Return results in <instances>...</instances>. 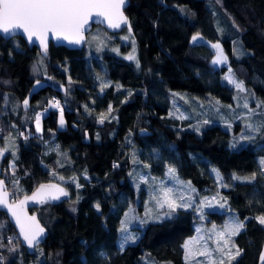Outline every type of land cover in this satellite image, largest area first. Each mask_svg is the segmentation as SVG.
I'll return each mask as SVG.
<instances>
[{
	"label": "trees",
	"instance_id": "obj_1",
	"mask_svg": "<svg viewBox=\"0 0 264 264\" xmlns=\"http://www.w3.org/2000/svg\"><path fill=\"white\" fill-rule=\"evenodd\" d=\"M125 12L139 67L111 53L89 57L85 46L51 44L42 54L20 36L0 35L2 176L13 200L43 183L68 193L31 207L48 229L34 254L0 211V264H205V256L185 259V242L202 226L194 200L174 212L157 209L166 215L147 220L136 241L120 243L126 212L147 205L144 186L137 187L132 173L142 169L161 179L169 166L197 190L227 198L245 224L231 238L233 254L240 250L231 264H257L264 242V225L256 220L264 215V170L258 162L264 156V119L251 123L246 141L236 146L246 145L235 148L234 132L243 129L239 119H214L199 132L190 114H172L171 99L173 91H186L211 104H235L237 90L225 81L230 68L264 100V0H130ZM195 35L219 42L228 66H214L215 51L193 43ZM38 81L42 86L32 90ZM54 97L61 100L64 127L51 105ZM42 113L38 132L36 117ZM209 163L219 171V188ZM234 173L255 179L235 181ZM208 213L219 227L227 221L225 211Z\"/></svg>",
	"mask_w": 264,
	"mask_h": 264
},
{
	"label": "rangeland",
	"instance_id": "obj_2",
	"mask_svg": "<svg viewBox=\"0 0 264 264\" xmlns=\"http://www.w3.org/2000/svg\"><path fill=\"white\" fill-rule=\"evenodd\" d=\"M197 36L201 37L202 41L197 42L192 38L193 43L205 49H212L215 51V56L212 60L214 66H222V65L228 66L227 64L228 57L226 53L223 51L221 44L219 42H211L205 39L204 37H202L201 35H197ZM215 44L220 45V50H222L223 55L227 58L224 63H214V61L217 59V51H218L216 48L213 47V45ZM85 47L87 49V55L89 57H101L106 53H111L125 59H127L129 55H134L136 57L135 60H129V59L127 60L135 63H137L138 61V43L135 40L132 33L128 31V28H125L118 33H111L102 26L96 25L88 33L85 42ZM133 49H135V51H133ZM237 54L239 55V51H237ZM226 77H231L233 80H235L238 83L242 82L236 78V76L233 74L232 71L229 70L227 72ZM225 81L228 82L227 79H225ZM242 84H243V90L237 89L235 87L237 90L235 97V104L222 103L218 99H215L216 101H212L213 104H211L208 103L205 99L203 100L201 97L197 95H193L186 91H173L172 93H174V95H172L171 102L174 105V108L172 109L171 112L174 115H179L181 118H189L188 115L190 114L191 119L194 122H196V129L199 128V132L202 131L204 125H206L208 122L214 119L220 118L221 121L225 123H229L228 119L237 118V120L239 119V121L243 124V129L241 130V133L239 135H237V132H234L233 142L236 141V143H233V145H235V148L244 146L246 144L239 145L238 147L236 145L244 143L246 141L249 131H251V127H253L251 123L257 122L258 123L257 125L259 124L261 125L263 123L264 115H261L260 113L261 110H263L264 112V100L261 99L256 94L255 91L247 88L243 82ZM233 85L235 86V84ZM40 86H42V82L38 81L35 83L32 90H35ZM221 104L223 106H221ZM245 104H247V107H245ZM57 109L59 110V123H60L61 110L63 114V108L60 106ZM38 116L40 117V129H41L42 128L41 120L43 117V113L39 114ZM63 120H64V125L63 126L60 125V127L66 126L64 115H63ZM262 160H264V156L259 155L258 162L261 168L264 170V165L261 164ZM209 165H210L209 166L210 171L213 174H215V179L218 182V188H219L221 182V176L217 175V173L219 174V171L218 172L213 171L214 167L210 163ZM169 168H174V167L169 166L166 169V177L161 179L155 177L153 174H149L148 172L142 169H137L135 172L132 173L133 178L137 179L136 182L137 187L144 186L145 197L143 204L144 205L147 204V205L144 206V208H141L142 207L141 205H135L126 212L123 220V225L121 228V229H126V231L121 239L122 241H120L121 245L136 241V239L138 238L137 234L139 233V228L143 227L145 225V222H147V220L149 219L160 220L166 215L164 210L168 209L167 205L161 208L157 204V199L163 196V189L170 188L172 189V197L177 201V203H187L192 205L194 200L196 214L197 217L200 219L199 221L200 224H202V226L198 225V229H200V231L197 233L196 238L198 239L199 242L198 244L195 245V247L199 248L200 250H204L205 248H207L212 253V258L217 260L218 254L214 253L216 252L215 249L217 247L216 234L220 232H225L227 225H229L233 221V219L236 218L239 219V217L233 210H231L229 202L225 196L222 197V195L220 196L219 193L210 189H206L205 191H199L196 188H194L189 182L182 179L177 173L175 168H174L175 173L170 174L168 172ZM235 177H239V179H236ZM246 177H251V176L237 174V173L233 174V178L235 181L251 180V179H245ZM59 187L63 188L67 192V189H65V187L63 186H59ZM181 196H183V200L180 199ZM213 197H216V199L213 200ZM221 198H226V203ZM209 203L211 204V206H208ZM220 203H225V207L220 208L219 207ZM202 205H203V210L201 211L200 209ZM157 209H164V210L162 212H156ZM214 210L225 211L228 214L227 221H225V223L221 227H219L217 224H212L211 222H209V219L211 217L208 212ZM155 213L158 214L156 215ZM213 226H215V231H213ZM127 235H129V237H131L132 239H129V241L125 243V237H127ZM196 257H199L200 259V257H204V256L195 255L192 256L191 258H196ZM205 259L207 260L205 264H210L209 258L205 257ZM190 262L192 263V259H190Z\"/></svg>",
	"mask_w": 264,
	"mask_h": 264
},
{
	"label": "snow or ice",
	"instance_id": "obj_3",
	"mask_svg": "<svg viewBox=\"0 0 264 264\" xmlns=\"http://www.w3.org/2000/svg\"><path fill=\"white\" fill-rule=\"evenodd\" d=\"M126 0H0V33L7 37L22 33L29 43H36L38 41L41 49L46 53L48 48L49 37H54L57 40L63 39L70 44H80L84 40V32L86 25L94 18L101 22H106L110 28H120L122 24L128 25V31L131 32V25L128 24V19L123 13V7ZM196 40V37H193ZM217 51V59L214 63H224L226 57L220 50V45H213ZM135 51V49H133ZM129 60H135L134 55L127 57ZM139 67V62L137 61ZM229 71H231L229 69ZM229 83L235 84L237 89L243 90L242 82H236L231 77H225ZM24 105H28V100L23 101ZM53 107L59 108V103L53 104ZM247 107V104H245ZM111 106L109 107V112ZM37 131L40 129V117H36ZM60 125H64L63 114L61 110ZM235 147V145H233ZM5 150H0V156L4 154ZM264 165V160L261 161ZM213 171H216L215 169ZM170 174L175 173L174 168H169ZM217 175H219L217 173ZM239 179V177H235ZM245 179H255L246 177ZM226 186V185H225ZM68 193L58 185H41L39 189L31 197H26L25 200L19 203L10 204L9 194L5 188L4 181L0 180V206H4L11 212L15 218L16 224L19 226L20 233L29 248L36 247L40 238L44 235V228L40 227L35 217H29L24 212V204L29 200H37L45 202L48 197L51 199H59L60 196H67ZM183 200V196L180 197ZM216 197H213L215 200ZM226 203V198H221ZM225 203H220L219 207L224 208ZM157 204L163 208L167 205L170 212H174L179 207H189L187 203H177L172 197V189H163V196L157 199ZM208 206H211L209 203ZM99 209V205L96 206ZM203 210V205L201 206ZM170 215V213H169ZM259 224L264 225V215L256 217ZM245 224L238 218L227 225L225 232L216 234V252L220 253L219 260L212 258V253L205 248L200 250L195 245L198 244V239L193 237L184 244L186 250L185 259L195 255L208 257L210 264H225L224 257H227L229 264L240 255V250L236 249L233 254L232 248L235 245H230L231 238L238 235ZM126 231V229H122ZM200 229H197L199 232ZM215 231V226H213ZM131 237H125V242Z\"/></svg>",
	"mask_w": 264,
	"mask_h": 264
},
{
	"label": "water",
	"instance_id": "obj_4",
	"mask_svg": "<svg viewBox=\"0 0 264 264\" xmlns=\"http://www.w3.org/2000/svg\"><path fill=\"white\" fill-rule=\"evenodd\" d=\"M129 5H130V0H126V3H125V5H124V7H123V9H122V10H123V13H124V15L127 17V19H128V16H127V14H126V12H125V9H126ZM128 24H129V19H128ZM96 25H100V26H102L103 28H105L107 31H109V32H111V33H118V32H121L123 29H125V28L128 27V25H124V24H122L120 28H110V27L107 26V23H106V22H101L99 19H95V18H94L92 21L89 22L88 25H86V30H85V32H84V40H83L80 44H70V43H69L68 41H66V40H63V39L57 40V39H55L54 37H51V36H50V37H49V41H48L47 52H48V49H49V47H50L51 44H53V45L56 46V47L63 46V47H66V48H68V49H72V50H81V49H83L84 46H85V42H86V39H87V35H88V33H89V32L94 28V26H96ZM0 35H1L3 38H5V39H11V38H13L14 36H20V37H22V38L27 42V44L29 45V47L32 48V47L35 46V47H37V48L40 50V52H41L42 54H46V53H47V52L45 53V52L41 49V47L39 46L38 41H37L36 43H29L28 40L26 39V37H25L22 33H18V34L14 35V36H11V37H7V36H5V35L2 34V33H0ZM140 134H141V135H149L150 132H147V131L141 130V131H140ZM2 174H3V168H2L1 165H0V180H3V181H4L5 188H6L7 192H8V194H9V203H10V204L19 203V201H23V200H25L26 197H31V196L33 195V193H35V192L37 191V189H39V187H40L41 185H50V183H43V184H40V185H39L37 188H35L31 193H29V194H27V195H25V196H23V197H21V198H19V199H17V200H13L12 190L8 187V184L6 183V180H5V178L2 176ZM51 185H55V184H51ZM61 198H63V196H60L59 199H55V200H54V199H51L50 197H48V198L46 199L45 202H39V201H37V200H31V199H29V200L24 204V209H23V210H24V212L27 214V216H29V217H35V218H36V221L39 223L40 227L44 228V230H45V231H44V235L40 238V242H39V244H38L36 247H34V248H29L28 245H27V243L24 241L23 236H22L21 233H20L19 226L16 224L15 218L12 216L11 212L8 211V209H7L6 207H4V206H0V211L6 213V215H7L8 219H9V221L12 223V225L15 227V229H16V231H17V233H18V236H19V238H20V241H21L22 246L26 248V250H27V252H28L29 254H34V253L36 252V248H37L39 245H41V244H43V243L45 242V240H46V238H47V234H48V229H47V227L42 223V221L40 220L38 214H37L36 212H32V211H31V207H32L33 205H35V204H41V203H52V202H55V201H57V200H60ZM257 264H264V242H263V244H262V247H261V250H260V253H259V257H258V262H257Z\"/></svg>",
	"mask_w": 264,
	"mask_h": 264
},
{
	"label": "built area",
	"instance_id": "obj_5",
	"mask_svg": "<svg viewBox=\"0 0 264 264\" xmlns=\"http://www.w3.org/2000/svg\"><path fill=\"white\" fill-rule=\"evenodd\" d=\"M56 102L59 103V105H61V100L58 97H54L52 100V105L55 104Z\"/></svg>",
	"mask_w": 264,
	"mask_h": 264
},
{
	"label": "crops",
	"instance_id": "obj_6",
	"mask_svg": "<svg viewBox=\"0 0 264 264\" xmlns=\"http://www.w3.org/2000/svg\"><path fill=\"white\" fill-rule=\"evenodd\" d=\"M194 37H196V41L197 42H201L202 41V39H201V37H199V36H197V35H195ZM222 47V46H221ZM203 48V47H202ZM223 49V48H222ZM228 64V63H227Z\"/></svg>",
	"mask_w": 264,
	"mask_h": 264
}]
</instances>
